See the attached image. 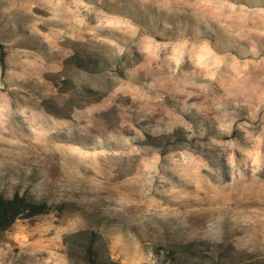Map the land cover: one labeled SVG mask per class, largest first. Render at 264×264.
I'll return each mask as SVG.
<instances>
[{
	"label": "rangeland",
	"instance_id": "rangeland-1",
	"mask_svg": "<svg viewBox=\"0 0 264 264\" xmlns=\"http://www.w3.org/2000/svg\"><path fill=\"white\" fill-rule=\"evenodd\" d=\"M15 194L0 264H264V0H0Z\"/></svg>",
	"mask_w": 264,
	"mask_h": 264
},
{
	"label": "trees",
	"instance_id": "trees-1",
	"mask_svg": "<svg viewBox=\"0 0 264 264\" xmlns=\"http://www.w3.org/2000/svg\"><path fill=\"white\" fill-rule=\"evenodd\" d=\"M42 206L43 203H37L24 195L15 194L10 197L0 195V234L6 231L17 218L33 214Z\"/></svg>",
	"mask_w": 264,
	"mask_h": 264
},
{
	"label": "bare ground",
	"instance_id": "bare-ground-1",
	"mask_svg": "<svg viewBox=\"0 0 264 264\" xmlns=\"http://www.w3.org/2000/svg\"><path fill=\"white\" fill-rule=\"evenodd\" d=\"M175 1H176V0H175ZM186 3H187V1H186ZM189 4H190V3H189ZM215 7H216V6H215ZM194 10H195V9H194ZM237 22H238V21H237ZM34 139H35V138H34ZM30 140H31V139H30ZM35 140H36V139H35ZM35 140H34V141H35Z\"/></svg>",
	"mask_w": 264,
	"mask_h": 264
}]
</instances>
